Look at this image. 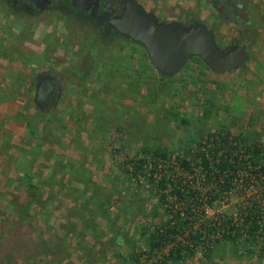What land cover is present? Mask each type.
<instances>
[{
    "label": "rangeland",
    "instance_id": "1",
    "mask_svg": "<svg viewBox=\"0 0 264 264\" xmlns=\"http://www.w3.org/2000/svg\"><path fill=\"white\" fill-rule=\"evenodd\" d=\"M137 1L159 20L193 14L221 47L246 44L248 63L213 72L194 57L165 76L127 39L107 48L87 30L86 46L68 45L57 12L27 21L0 1V226L17 213L30 219L35 242L51 247L36 264H135V254L146 264L167 250L148 255L149 235L181 209L186 228L202 236L192 254L171 264H264L262 185L242 179L212 200L198 162L186 170L179 161L222 129L255 138L264 153V0H234L232 7L229 0ZM81 55L79 66L90 69L84 77L69 68ZM52 105L55 124L38 120L36 134L24 132L30 115ZM138 158L145 161L140 170L131 164ZM163 176L185 184V195L161 187ZM29 182L35 185L27 191ZM250 205L260 227L251 235L243 225L241 237L225 239L223 221L241 226Z\"/></svg>",
    "mask_w": 264,
    "mask_h": 264
},
{
    "label": "trees",
    "instance_id": "2",
    "mask_svg": "<svg viewBox=\"0 0 264 264\" xmlns=\"http://www.w3.org/2000/svg\"><path fill=\"white\" fill-rule=\"evenodd\" d=\"M66 27L67 34L65 36V42L68 45L79 47L86 46V43H88L87 32L82 26L69 20ZM95 38L98 44L107 48L114 45L113 41L109 38L105 39L101 36H96ZM82 56L83 55H81L76 62L70 64L69 68L70 70H73L75 74L84 77L89 73L90 69L87 64L79 66ZM31 85L29 90L35 87H33L34 84ZM31 102L34 105V102ZM35 107L37 108V111H40V108L37 106ZM53 110L54 107L52 105L45 110V114L42 116L37 114L30 115L27 118L29 131L32 134H36V123L38 120H42L47 126L55 124L52 113ZM56 124V130L61 128V124L60 127L58 123ZM261 145L262 144L258 140H255V138L241 133L234 134L229 129H222L214 132L209 131L208 135L199 142L193 151L185 149V152L179 161L180 165L186 170L192 168V160L198 162V165L201 167L204 175L209 181L210 186L207 196L212 200H217L220 193L224 191L228 192L232 187H235V185H243L241 182L242 179L247 182L253 180L255 183L262 185L264 189V153ZM153 154L155 156L158 155L159 157L166 156L165 151L159 149H156ZM61 157L63 156H56L58 159ZM131 162L134 169L136 168L138 170H140L145 164V161L142 158L136 160L132 159ZM162 179L168 180V178L163 176L158 180L161 187L166 188L167 185L170 184L175 189L173 193L181 197L185 195L184 188H187L185 184H182L180 187L178 186L181 184L179 180L175 181L174 179H170L168 183H164ZM34 185L33 182H29L26 186V190L33 189ZM165 197L166 192L161 194L162 199H165ZM255 207V205L249 206L242 219L243 224H241V226L232 220L223 221L224 225H229V227L226 228L227 233H223L225 239L235 240L241 237L242 229H244L245 225L248 226V234L251 235L258 229V227H260L256 214L258 211ZM26 208L24 207L20 212H26ZM17 215L18 220H13L12 224L7 225L5 223L0 226V264H36L39 253H48L47 250L51 247L47 245L46 239H43L41 242H35L31 235L32 226L31 224L29 225L30 219L25 215L22 216L20 213H17ZM183 216L181 209H172L170 218L163 224V226H160L154 233L149 235L148 255L155 250H162L164 247H167V250L160 255L159 259L149 261L146 264H171L172 262L194 252L195 246H197L198 242L201 240L202 229L190 228L188 230L186 228L188 221L182 220ZM203 225L204 224H202V226ZM209 229L213 231L211 227H209ZM167 242L171 244L168 245ZM17 258H20L21 260L17 262ZM131 259L135 264H138V255H132Z\"/></svg>",
    "mask_w": 264,
    "mask_h": 264
},
{
    "label": "water",
    "instance_id": "3",
    "mask_svg": "<svg viewBox=\"0 0 264 264\" xmlns=\"http://www.w3.org/2000/svg\"><path fill=\"white\" fill-rule=\"evenodd\" d=\"M29 2L39 8L50 0H13ZM81 10L94 9L99 0H70ZM110 23L115 31L128 35L148 54L150 65L161 75L180 71L194 57L203 60L213 72H230L248 63L250 55L246 44L221 47L214 30L193 14L186 19L159 20L152 11H146L137 0H125L120 16H98ZM191 18L195 22H191Z\"/></svg>",
    "mask_w": 264,
    "mask_h": 264
},
{
    "label": "flooded vegetation",
    "instance_id": "4",
    "mask_svg": "<svg viewBox=\"0 0 264 264\" xmlns=\"http://www.w3.org/2000/svg\"><path fill=\"white\" fill-rule=\"evenodd\" d=\"M12 14L24 17L27 21H32L40 17L43 14H51L57 12L66 21L69 20L82 26L84 30L91 31L94 37L101 36L102 38H109L114 42L120 40H129L132 43L139 45L131 40L128 35H123L115 31V28L110 23L98 16L113 17L120 16L125 6V0H99L98 6L94 9V15H91V9L81 10L74 7L70 0H50V3L43 8H39L32 3L13 1V0H1ZM234 0H229L225 4L229 7L233 6ZM56 3V5H53ZM54 8V9H53ZM191 22H195L191 18ZM236 45V44H234ZM140 46V45H139ZM141 47V46H140ZM145 51V50H144Z\"/></svg>",
    "mask_w": 264,
    "mask_h": 264
},
{
    "label": "crops",
    "instance_id": "5",
    "mask_svg": "<svg viewBox=\"0 0 264 264\" xmlns=\"http://www.w3.org/2000/svg\"><path fill=\"white\" fill-rule=\"evenodd\" d=\"M1 101H2V100H1ZM4 101H5V99H4ZM25 126H26V128H25ZM25 126H23L24 132L28 130L27 122H26ZM20 153H22V152H20Z\"/></svg>",
    "mask_w": 264,
    "mask_h": 264
}]
</instances>
